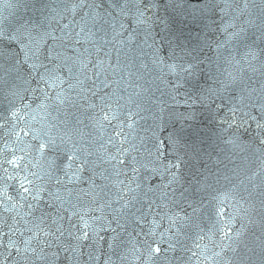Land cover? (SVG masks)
<instances>
[{
	"label": "snow or ice",
	"instance_id": "1",
	"mask_svg": "<svg viewBox=\"0 0 264 264\" xmlns=\"http://www.w3.org/2000/svg\"><path fill=\"white\" fill-rule=\"evenodd\" d=\"M0 264H264V0H0Z\"/></svg>",
	"mask_w": 264,
	"mask_h": 264
}]
</instances>
